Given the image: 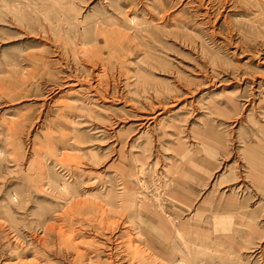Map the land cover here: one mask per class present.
Returning <instances> with one entry per match:
<instances>
[{
	"label": "rangeland",
	"instance_id": "rangeland-1",
	"mask_svg": "<svg viewBox=\"0 0 264 264\" xmlns=\"http://www.w3.org/2000/svg\"><path fill=\"white\" fill-rule=\"evenodd\" d=\"M0 264H264V0H0Z\"/></svg>",
	"mask_w": 264,
	"mask_h": 264
}]
</instances>
